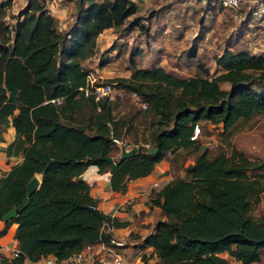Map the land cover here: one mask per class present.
Masks as SVG:
<instances>
[{
    "label": "trees",
    "instance_id": "16d2710c",
    "mask_svg": "<svg viewBox=\"0 0 264 264\" xmlns=\"http://www.w3.org/2000/svg\"><path fill=\"white\" fill-rule=\"evenodd\" d=\"M258 6L252 14L259 16ZM6 7L0 1V139L12 125L15 136L4 150L21 158L0 175V219L15 210L0 235L16 222L20 252L11 259L0 253V264H29L49 253L63 259L108 239L113 234L103 223H121L96 206L82 177L86 166L110 171L111 188L124 191L130 178L149 173L178 148L191 150L193 162L151 193L165 217L143 239L157 258L142 254L141 264H264V213H252L264 191L263 161L231 142L239 120L264 112V52L226 47L213 56L215 73L203 61L191 75L133 63L128 75L112 80L139 98L148 135L137 136L136 151L119 159L118 140H126L131 117L113 114L108 98L79 87L89 72L82 62L97 52L98 34L123 25L136 2L76 0L66 28L46 0H27L10 24L2 18ZM108 60L101 55L99 63ZM58 96L61 102L51 100ZM84 100L91 108L86 115L80 114ZM206 122L221 130L224 149L210 153L197 135L191 138L195 125ZM151 146L157 150L149 152ZM106 156L115 160L113 169ZM35 173L39 183L28 194Z\"/></svg>",
    "mask_w": 264,
    "mask_h": 264
},
{
    "label": "rangeland",
    "instance_id": "374dc122",
    "mask_svg": "<svg viewBox=\"0 0 264 264\" xmlns=\"http://www.w3.org/2000/svg\"><path fill=\"white\" fill-rule=\"evenodd\" d=\"M0 1L8 5L2 18L9 24L14 21L13 14L27 3V0ZM75 1L46 0L62 28L73 21ZM134 1L138 5L136 12L129 15L123 25L104 29L98 37L96 54L84 61V65L99 79L113 83L108 98L113 114L131 117L125 132L127 148L141 143L135 142L137 136L148 135L145 128L147 116L139 98L132 91L116 86V81L112 80L128 75L133 63L146 67L161 65L175 73L191 75L196 72V63L203 61L215 73L218 70L213 56L226 47L247 49L252 53L264 52V19L256 13L252 14L261 0H239V6L234 9L223 7L217 1L214 6L209 5L208 0ZM136 21L143 26L136 25ZM101 55L109 58L107 63H99ZM90 110L89 103L84 100L80 114L86 115ZM199 127L197 138L210 153L227 146L217 127L208 122ZM237 127L231 138L232 144L253 159L263 161L264 167V112L239 120ZM143 144L149 145L148 142ZM193 156L194 153L188 149L178 148L168 152V171L183 175L185 166L193 162ZM252 213H264V191ZM220 255L228 257L224 251Z\"/></svg>",
    "mask_w": 264,
    "mask_h": 264
},
{
    "label": "crops",
    "instance_id": "0c3cea01",
    "mask_svg": "<svg viewBox=\"0 0 264 264\" xmlns=\"http://www.w3.org/2000/svg\"><path fill=\"white\" fill-rule=\"evenodd\" d=\"M99 34L96 39L97 44ZM84 61L82 62L83 65ZM1 135L0 175L4 174L12 163L21 158V155H9L4 150L7 143L15 136L14 127L12 125L6 126L2 129ZM168 166L166 158L159 160L149 173L130 178L124 191L112 189L109 179L110 171L100 172L96 164L87 165L82 172V177L90 185V194L97 201V207L105 213L112 214L121 223L119 226H114L110 232L113 236L124 239L125 243L120 248L127 256L130 264H141L142 254L150 255L149 261H154L157 258L152 246L144 244L143 239L153 230L156 220L165 217L160 212L159 206L152 203L151 193L172 177L171 172L168 171ZM37 176L40 178V173H37ZM153 181H157V185L153 186ZM3 224L4 219H0V227ZM16 225V222H12L8 226L6 232L0 235V242L9 239L16 242L14 238ZM0 253L6 252L0 251Z\"/></svg>",
    "mask_w": 264,
    "mask_h": 264
},
{
    "label": "built area",
    "instance_id": "2783aa9c",
    "mask_svg": "<svg viewBox=\"0 0 264 264\" xmlns=\"http://www.w3.org/2000/svg\"><path fill=\"white\" fill-rule=\"evenodd\" d=\"M218 4L227 8H237L239 0H218ZM257 13L264 19V0L260 2ZM85 95L92 94L95 99L110 98L112 92V83L103 79H99L92 71H89L86 76L84 85L79 87ZM57 102L63 100L62 96L52 98ZM199 133V127L196 124L192 137ZM120 146L127 145L126 140H118ZM127 147V146H125ZM152 185H157V181H153ZM97 206V205H96ZM113 216L112 214H110ZM113 225L105 222L103 229L111 231ZM125 243L124 239L111 235L108 239H100L95 243H86L81 249L73 252L68 257L59 259L54 254L49 253L41 256L35 261L26 260L29 264H130L125 253L121 250V246ZM0 251H4V255L11 259L19 255L20 249L13 239L0 242ZM3 254V253H2Z\"/></svg>",
    "mask_w": 264,
    "mask_h": 264
},
{
    "label": "water",
    "instance_id": "95a60500",
    "mask_svg": "<svg viewBox=\"0 0 264 264\" xmlns=\"http://www.w3.org/2000/svg\"><path fill=\"white\" fill-rule=\"evenodd\" d=\"M157 150L156 146H151L149 149V152H155ZM136 151V146H131V147H125L121 146L119 150V159H122L124 157H127L134 153ZM106 160L110 163V169H113L116 165L115 160L113 159L112 156H106ZM39 177L37 176V173H35L27 182L26 188H27V193L30 194L37 186L39 183ZM15 215V210L13 208H9L7 211H5L2 215L3 219H9Z\"/></svg>",
    "mask_w": 264,
    "mask_h": 264
}]
</instances>
